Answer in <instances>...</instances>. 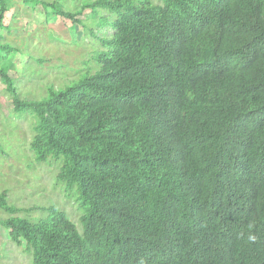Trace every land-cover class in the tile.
I'll list each match as a JSON object with an SVG mask.
<instances>
[{
    "label": "trees",
    "instance_id": "1",
    "mask_svg": "<svg viewBox=\"0 0 264 264\" xmlns=\"http://www.w3.org/2000/svg\"><path fill=\"white\" fill-rule=\"evenodd\" d=\"M22 1L106 28L89 30L94 71L41 100L19 96L0 34L29 149L81 213L28 220L0 192V227L31 264H264V0Z\"/></svg>",
    "mask_w": 264,
    "mask_h": 264
},
{
    "label": "rangeland",
    "instance_id": "2",
    "mask_svg": "<svg viewBox=\"0 0 264 264\" xmlns=\"http://www.w3.org/2000/svg\"><path fill=\"white\" fill-rule=\"evenodd\" d=\"M62 10H79L82 3L93 0H47ZM155 1V0H153ZM101 14V13H100ZM76 19L86 29L55 16L50 9L33 7L22 0H8L4 16L7 30H0L13 50L0 63L9 66L19 96L41 100L50 87L62 89L92 73L90 57L99 48L89 30L97 36L105 27L95 28L88 9ZM34 118L30 114L17 116L10 97L0 82V192L6 191L7 203L17 209L16 215L36 221L46 215V208L63 211L79 226L80 209L76 195L66 191L56 181L58 167L53 161L36 163L29 149ZM2 218L8 216L0 210ZM0 264H31L30 255L16 246L0 227Z\"/></svg>",
    "mask_w": 264,
    "mask_h": 264
}]
</instances>
